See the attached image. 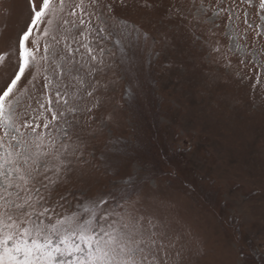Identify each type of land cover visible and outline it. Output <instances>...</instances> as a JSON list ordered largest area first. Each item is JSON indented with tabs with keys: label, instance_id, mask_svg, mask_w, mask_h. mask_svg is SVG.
Returning a JSON list of instances; mask_svg holds the SVG:
<instances>
[{
	"label": "rangeland",
	"instance_id": "1",
	"mask_svg": "<svg viewBox=\"0 0 264 264\" xmlns=\"http://www.w3.org/2000/svg\"><path fill=\"white\" fill-rule=\"evenodd\" d=\"M148 3L115 9L147 41L120 28L90 38L105 48V65L100 90L78 105L98 103L77 114L74 130L87 163L49 200L64 214H82L101 195L114 208L135 202L182 236V264H264V84L254 87L251 63H239L264 39L245 35L239 19L214 16L215 0H205L199 21L168 16L172 5L187 12L190 0ZM0 4L7 51L28 9L25 0Z\"/></svg>",
	"mask_w": 264,
	"mask_h": 264
},
{
	"label": "snow or ice",
	"instance_id": "2",
	"mask_svg": "<svg viewBox=\"0 0 264 264\" xmlns=\"http://www.w3.org/2000/svg\"><path fill=\"white\" fill-rule=\"evenodd\" d=\"M25 3L27 23L14 44L0 50V69H6L0 72V264H182V236L135 202L114 208L101 195L89 198L82 214H64L49 200L51 188L87 163L74 130L77 114L91 113L98 103L78 105L100 90L96 77L105 65V48L93 47L90 38L107 39L114 28L140 33L116 14V5L126 7L128 0ZM207 11L205 0H190L187 12L172 5L168 16L199 21ZM212 11L241 20L245 35L264 39V0H215ZM140 35L147 41L146 32ZM261 57L264 45L239 60L251 63L254 87L264 84Z\"/></svg>",
	"mask_w": 264,
	"mask_h": 264
}]
</instances>
